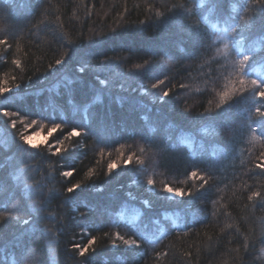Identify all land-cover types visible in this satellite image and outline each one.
<instances>
[{"label":"trees","instance_id":"1","mask_svg":"<svg viewBox=\"0 0 264 264\" xmlns=\"http://www.w3.org/2000/svg\"><path fill=\"white\" fill-rule=\"evenodd\" d=\"M32 2L37 8L34 14L28 15L19 12L11 0H0V39L7 37L11 44L10 48L0 45V83L5 73L9 87L21 83V89L5 94L7 99L0 96V108L17 111L28 122H39V126L28 130L32 135L40 133V139L35 141L41 144V154L30 163L40 168L37 179L43 181L47 177L48 181L44 190L47 197L43 208L45 218L41 225L45 231L31 241L26 264H79L83 258L72 245H86L92 236L101 237L94 245L97 251L91 256L92 264H118L116 257L127 258L132 250L111 246L117 231L126 237L135 234L141 241V247L132 251L135 264H264V204L247 199L251 191H264L261 187L264 173L255 167L260 162V153L264 152V128L257 123H252L251 129L247 126L251 107L249 93L245 92L244 98L239 94L234 97L232 111L236 118L231 122L234 131L230 136L220 135L212 141L219 145L215 157L209 154L210 146L202 156L198 148L189 147L194 138L198 141L204 137L205 117L214 113L219 94L231 88L232 81L236 80L232 61L238 57L233 46L235 34H230L231 26L235 22L233 18L243 14L241 6L253 0H219L227 4V9L211 14L207 9H197L200 27L194 33L177 27L178 22L185 27L188 23H196L183 9L170 14L173 5L180 0ZM183 2L189 8L192 6V0ZM195 2L200 4L201 0ZM158 12H163L164 16L156 15ZM254 15L259 18L261 13L257 10ZM225 39L229 42L227 55ZM255 39L250 36L247 43ZM160 49L169 52L168 69L154 65L148 74L157 78H164L166 74L170 82L166 81L162 88L171 87L173 92L166 105L152 106L148 115L160 124L165 139L171 135V142L178 147L172 153L158 155L157 148L150 143L137 138L133 144L126 134H113L103 141L89 135L65 140L67 151L61 149L55 155L58 141L64 140L72 127L81 124L68 101L80 103L84 97L66 95L61 88V95L56 96L60 111L55 115L51 109L45 111L48 97L55 94L57 82L76 74L75 69L65 68L53 73L47 65L62 58L63 52L72 50L98 55V59H103V54L125 57L127 62L120 65V70L126 76L132 73L129 77L132 82L136 79L134 74L141 71L134 65L143 63V59L158 60L159 57L152 54ZM15 59L21 60L23 72L13 64ZM250 75L258 78L251 70ZM12 76L18 79L13 82ZM236 87H240L238 82ZM41 89L46 90L43 95L39 94ZM135 95L140 97L139 93ZM144 102L149 101L144 98ZM257 106L264 107L259 97ZM209 109L213 111H207ZM62 116L64 127L50 135L52 122L60 123ZM20 128L22 125L18 123L17 129H11L10 119L0 115V137L11 143V134ZM164 128L168 131L164 132ZM121 144L125 145L124 155L130 150L136 151L145 160V168L139 169L133 164L125 169L121 165L114 170V178H108L103 173L107 164L120 156L117 149ZM49 145L51 151H48ZM20 147L27 146L18 144L13 151ZM140 148L145 151L141 153ZM101 149L103 157L99 155ZM36 151L32 149L33 153ZM209 166L212 179L201 189L199 177L191 178L190 172L196 168L203 172ZM69 167L75 169L72 182L88 183V187L72 200L66 199L68 182L60 175ZM90 169L99 174L91 181L87 178ZM11 171V168L8 172L0 170V178H8ZM149 175L156 181L155 191L146 184ZM136 180L139 183H133ZM164 184L186 191L193 189L197 195L194 199L185 197L181 203L180 198L161 191ZM93 185L104 187L105 192H95ZM49 190L52 196H48ZM128 191L138 197L131 203L141 211L140 201L151 198L154 207L148 217L133 219L135 211L123 210ZM113 193L118 194L119 200H114ZM81 212L86 215H79ZM166 216L169 218L165 219ZM150 219H159L160 225L151 224ZM143 223H149V228L143 229ZM105 232L112 236L105 237ZM20 255V252L11 248L5 251L0 246V264H15Z\"/></svg>","mask_w":264,"mask_h":264},{"label":"snow or ice","instance_id":"2","mask_svg":"<svg viewBox=\"0 0 264 264\" xmlns=\"http://www.w3.org/2000/svg\"><path fill=\"white\" fill-rule=\"evenodd\" d=\"M6 2H9V0H6ZM11 2L19 12L28 15L34 14L37 8V5L32 0H11ZM241 7L243 8V14L233 18L235 22L231 26L230 33L235 34L233 46L238 57L232 61L236 80L232 81L231 88L219 94V102L215 105L214 113L205 117L204 122L207 126L202 129L204 137L198 141L194 138L192 144L189 145V147L195 146L198 148L201 156L208 151V146H210L212 150L209 154L215 157L219 145L212 143V141L220 135L230 136L234 131L231 122L236 117L232 109L235 103L234 97L237 94L244 98L243 94L245 92L249 93L251 107L248 110L246 120L249 129H251L252 123H257L259 127L264 128V107L257 106V97L264 104V74H261V70L264 69V0H253L252 3H246ZM176 9H183L191 19L196 21V23H188L186 27L178 22L177 27L181 31L194 33L200 27V17L197 15V9H207L211 14L212 12H218L220 9L226 10L227 4H222L219 0H208V2L201 0L200 4H197L195 0H192V6L189 8L183 0H180L179 3L173 5L170 14H174ZM257 10L261 13L259 18L254 15ZM156 15L164 16V13L158 12ZM250 36H255L256 39L248 44L247 41ZM221 39L224 38L221 37ZM0 45L11 47L7 37L0 39ZM228 48L229 42L225 39V55H227ZM152 55L158 56L159 59H143V63L134 65L135 69L141 71L134 74L136 79L132 82H129V77L133 74L129 73L126 76L120 70V65L127 62L128 58L125 57H109L103 54V59H98V55L89 56L87 53L72 50L63 52L62 58L55 59L54 64L50 63L47 65L48 69L53 73L65 68L69 70L75 69L76 74L72 78L65 76L57 82L55 94L48 97L45 111L51 109L53 115L60 111L56 96L61 95V88L66 95L84 97V100L80 103H75L74 100L68 101L69 104L73 105V114L79 118L81 124L72 127L67 132L64 140L58 141L55 155H58L61 149L67 151L64 147L65 140L70 141L75 137H86L89 135H94L99 141H103L105 137L113 134H126L133 144H135L137 138L150 143L157 148L158 155L172 153L178 147V145L171 142V135H168L165 139L161 134L160 124L152 121L148 115L152 111V106L156 104L166 105L173 92L171 87L162 88V86L166 85V81L170 82L166 74L163 76L164 78H157L148 74V70L154 65L162 66L165 70L168 69L167 61L171 58L169 52L165 49H160L159 52ZM94 60L97 62L93 63ZM117 60L120 63H114ZM13 64L21 72L24 71L21 60L15 59ZM250 70L256 73L258 78H253L250 75ZM11 79L15 82L18 77L12 76ZM28 79L31 78L29 77ZM237 82L240 85L239 88L236 87ZM181 87H184V85H181ZM17 89H21V83H15L14 88L9 87L8 74L5 73L4 80L0 83V96L7 99L8 97L5 94L14 93ZM45 91L41 89L39 94L43 95ZM47 91L51 93L52 89ZM136 93H139L140 97H137ZM144 98L149 102L145 103ZM184 110L187 111V109ZM207 111L212 112L213 110L209 109ZM0 115L10 119L11 129H17L18 123L22 125V128L18 129L16 133L11 134V143L9 139L0 137V170L8 172L9 168L12 169L8 178H0V246H3L5 251L11 248L20 252L21 255L15 261V264H26L27 253L31 251V241L38 234H42L45 231L41 225L45 218L43 216V208L47 197L44 195V190L48 181L47 177L43 181L38 180L37 177L41 174L40 168L30 163L35 156L41 154V144L34 139V135L39 136L40 133L36 132L34 135L28 133V130L34 125L39 126V122L36 120L28 122L26 118L20 117L19 112L11 111L7 107L0 108ZM13 117L18 119H11ZM63 121L64 118L62 116L60 123L52 122L49 134L51 135V132L61 130L64 127ZM163 131L167 132L168 129L164 128ZM253 138L260 139V137ZM46 140L47 138H45V143ZM18 144L27 147H20L18 151H13ZM124 147V144L120 145V148L117 149L120 156L117 160L107 164L106 172L103 175L108 178H114L112 176L114 170L121 165L125 169L133 164L139 166V169L145 168V160L138 156L136 151L130 150L129 154L125 156ZM128 147L131 149L132 145H128ZM32 149L37 151L33 153ZM51 149L52 146L49 145L48 151H51ZM220 150L222 151L223 149ZM139 151L143 153L145 149L140 148ZM99 155L101 157L104 156L103 149L100 150ZM193 155H196V153L193 152ZM258 159L260 162L255 167L264 173V152L260 153ZM139 169L134 170L138 171ZM74 173L75 169L73 167H69V170L60 173L68 182L65 188L68 194L66 199L68 200L74 199L88 187V183L83 181L72 182L71 178H73ZM144 174L147 175L146 172ZM97 175L99 174L95 169H90L87 173V178L91 181ZM190 177L193 179L199 177L201 181L200 188L205 189V186L212 179L211 166L203 172L199 168L192 170ZM29 181L33 183H29ZM133 183H139V180L133 181ZM146 184L150 190H156V181L152 176H147ZM93 187L97 193L105 192L104 187L95 185ZM261 187L264 188V185ZM161 191L180 198L181 203L184 202L185 197L194 199L197 195L196 190L189 189L186 191L183 188H173L168 184H164ZM63 194L59 193L58 195ZM112 195L114 200H119L118 194L113 193ZM126 195L128 199L124 201L123 210L126 211L131 208L135 211L136 216L133 219L148 217L154 207L151 198L140 201V207L143 209L141 211L135 204L131 203L136 201L138 197L131 191H128ZM48 196H52V190H49ZM247 199L264 204V191L259 189L251 191ZM79 215L84 216L86 213L81 212ZM168 218L167 216L165 217V219ZM150 223L159 226L160 220L150 219ZM142 226L146 230L149 228V223H143ZM104 236L111 237L112 234L105 232ZM114 237L111 239V246L114 248L123 246L134 251L141 247V241L136 238L135 234L126 237L117 231ZM100 239L101 237L92 236L86 245H72L73 250L78 253L79 257L83 258L79 264H92L91 256L97 251L94 245ZM132 251L127 254V258L116 257L118 264H135ZM186 255H190V253H186Z\"/></svg>","mask_w":264,"mask_h":264},{"label":"rangeland","instance_id":"3","mask_svg":"<svg viewBox=\"0 0 264 264\" xmlns=\"http://www.w3.org/2000/svg\"><path fill=\"white\" fill-rule=\"evenodd\" d=\"M34 139H35V140H39V139H40V136H35V135H34ZM135 216H136V212H134V214H133L132 217H135Z\"/></svg>","mask_w":264,"mask_h":264}]
</instances>
